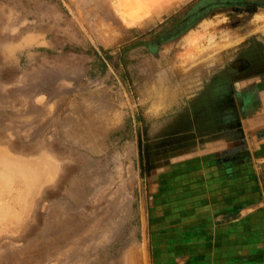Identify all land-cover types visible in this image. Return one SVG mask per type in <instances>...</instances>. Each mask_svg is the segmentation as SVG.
I'll use <instances>...</instances> for the list:
<instances>
[{"label": "rangeland", "instance_id": "rangeland-1", "mask_svg": "<svg viewBox=\"0 0 264 264\" xmlns=\"http://www.w3.org/2000/svg\"><path fill=\"white\" fill-rule=\"evenodd\" d=\"M230 63L264 65V0H0V264H247L260 171L173 162Z\"/></svg>", "mask_w": 264, "mask_h": 264}, {"label": "crops", "instance_id": "crops-1", "mask_svg": "<svg viewBox=\"0 0 264 264\" xmlns=\"http://www.w3.org/2000/svg\"><path fill=\"white\" fill-rule=\"evenodd\" d=\"M247 60L246 58L245 61ZM231 64H226L218 69L221 73L220 79H215L218 83L208 91L211 101L223 104L219 108L217 107L218 112H214L216 114L210 118L213 127H206L204 130L195 128L197 117L199 118L201 114L211 113L208 107L211 101H206L205 96V99L202 98L199 104L204 100L203 104L208 109L200 107L197 113L189 110L190 129L176 133L177 135L192 136L197 144L190 147L188 153L177 156L173 162H187L194 168L202 164L223 168L227 174L217 175L218 179L223 182L237 181L238 165L251 163L255 171L258 173L260 171L257 175L260 176L258 182L262 188L263 199L262 204L258 207H261L264 215V65L257 67L255 72V69L248 67L246 74L242 76L233 73L234 68L230 67ZM236 197L237 195L234 200ZM229 205H231V200ZM258 207L256 206L254 209L256 210ZM246 209L248 212L253 210ZM241 213L243 211L221 214L218 219L212 221L213 229L229 230L231 224L242 218ZM232 241L234 242L235 239H230L229 243ZM259 249L261 255L256 256ZM255 253L257 254L255 255ZM243 260L247 264H264V227L262 237L256 238V240L252 239Z\"/></svg>", "mask_w": 264, "mask_h": 264}, {"label": "bare ground", "instance_id": "bare-ground-1", "mask_svg": "<svg viewBox=\"0 0 264 264\" xmlns=\"http://www.w3.org/2000/svg\"><path fill=\"white\" fill-rule=\"evenodd\" d=\"M147 2V1H146ZM148 4V3H147ZM140 6V5H139ZM127 8V7H126ZM131 9V8H130ZM129 10V9H128ZM134 11V10H133ZM144 11V10H143ZM151 12V11H150ZM126 13V12H125ZM136 14V15H135ZM139 13H129L127 17H125L126 19H128L131 22H135L138 18H139ZM138 15V16H137ZM136 16V17H135ZM124 19V17H123ZM128 23V22H127ZM131 24V23H130Z\"/></svg>", "mask_w": 264, "mask_h": 264}]
</instances>
